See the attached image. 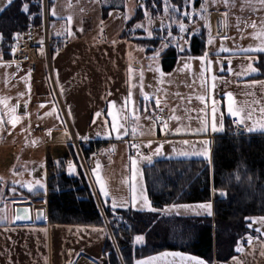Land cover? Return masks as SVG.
I'll list each match as a JSON object with an SVG mask.
<instances>
[{
  "label": "crops",
  "instance_id": "0c3cea01",
  "mask_svg": "<svg viewBox=\"0 0 264 264\" xmlns=\"http://www.w3.org/2000/svg\"><path fill=\"white\" fill-rule=\"evenodd\" d=\"M51 1L46 28L53 44L49 49L48 61H43L41 55L39 71L31 82L26 73L19 70L21 78H9L3 80L2 84L4 100L8 103L14 100L16 113L24 116V119L17 120L9 115L11 120L4 125L1 143L3 149L17 150L22 165L20 171L14 170L17 166L13 163L2 166L6 169L1 172L0 185L2 180H8L6 187L14 190L16 195L7 201L6 219L0 223V264H105L103 246L108 234L103 226L48 224L49 174L65 169L69 175H73L76 170L70 159L63 162L69 152L67 144L74 138L107 147L109 156L101 153V150L103 159L96 162L99 167L90 171L86 165L85 173L100 212L108 210L111 216H116L115 212L120 209L148 211L135 209L130 197L127 201L121 195L111 194L104 182L105 168L116 166L118 161H115L114 154L118 150L123 151L127 143L144 146L147 142L144 151L154 158L151 162L157 159H209L215 137L227 131L231 118H237L238 122L244 119V123L239 124L246 136L263 135L264 129L249 133L247 127H252L254 121L264 119L261 112L264 109V77H256L259 74L256 66L258 54L264 52L254 51L264 47V3L261 0H228V9H206L204 21H200L201 26L193 35H186L188 28L184 31L180 29V23L184 26L190 19L184 21L181 16L177 20L175 16L168 27L167 24L163 26V13L153 15L144 11L143 18L123 35L126 21L134 16L136 8L143 5L142 0ZM102 7L109 8L105 18ZM43 13L46 18V6L43 7L42 19ZM192 17L194 22L199 19L195 11ZM164 28L166 31L163 34ZM131 32L139 37H130ZM194 35L204 44L199 54L188 53ZM152 38L159 39L156 45V48H161L159 56L166 46H173L177 55L170 71L165 72L161 68L156 72L159 79L150 109V122L154 123L156 130L154 128L152 133L144 135L145 115L139 103L133 104L131 101L129 46L130 40L140 46L149 44L147 40ZM137 39L147 42L141 44ZM58 41H64V44L57 45ZM156 48L148 49V52ZM205 53H208L207 57L201 60ZM0 62L6 63L7 60L1 58ZM249 65L256 70L251 71ZM133 67L137 68V65ZM12 68L16 74L17 68L14 65ZM158 91L162 93L159 105L156 104ZM228 93L232 94L233 111H238L239 115L228 111ZM200 96L205 99H198ZM157 112L168 116L161 126L155 120ZM97 113L100 115L97 116ZM113 115L115 122L123 126L119 130L120 138L112 128ZM13 120L16 121L14 125ZM205 123L206 131L193 134L194 129ZM212 123L222 130L213 132ZM177 129L180 131L177 132ZM33 151L35 155L24 160V155ZM13 174H19L20 180L18 177L10 178ZM38 191L42 193L40 196L27 197ZM213 200L214 197H211L208 202L212 205L211 215L208 211L169 215L212 216ZM113 201L117 205L115 209L112 207ZM24 202L31 203L33 212L38 208L43 210V224L13 223V205ZM261 218L264 215L247 217V227L257 236L244 234L237 241L235 254L231 258L226 261L214 260L212 264H264V222ZM142 242L133 239L128 243L130 249L126 248L125 264H138L139 261H150L151 264H198L202 261L205 264L198 256L173 250L136 258L133 249ZM164 253L180 255L164 256Z\"/></svg>",
  "mask_w": 264,
  "mask_h": 264
},
{
  "label": "trees",
  "instance_id": "16d2710c",
  "mask_svg": "<svg viewBox=\"0 0 264 264\" xmlns=\"http://www.w3.org/2000/svg\"><path fill=\"white\" fill-rule=\"evenodd\" d=\"M42 0H13L0 12V35L11 41L26 27L41 26ZM46 2V20L49 21L51 0ZM189 0H144L143 7L136 8L134 16L127 20L123 35L137 21L144 10L153 15L176 14L188 11ZM201 0H194L197 7ZM27 5V11L24 10ZM174 9V11L171 10ZM109 8L102 7L103 18ZM186 21V19H183ZM176 30V29H174ZM166 28L163 30L165 33ZM158 33V32H157ZM176 33V32H175ZM158 38V37H157ZM141 44L149 42L148 49H155L159 39H137ZM204 44L197 37L190 40L188 53L199 54ZM177 52L166 46L160 53L161 68L167 72L175 63ZM256 66L264 77V53L258 54ZM102 145L96 143V146ZM68 156L76 167L75 174L65 169L51 172L47 179V209L50 225L103 226L98 201L91 190L78 155L67 144ZM93 146L83 150L88 157ZM143 181L147 198L153 208L169 204L208 203L212 190L223 191L222 197L213 200L212 216H163L158 211L117 210L122 229L143 236V242L135 246L134 257L140 258L163 250H173L198 256L205 264L214 260L226 261L235 254L237 241L247 233H257L247 227V217L264 215V134L232 137L227 131L215 137L210 158L157 159L143 166ZM41 192L27 195L40 196ZM111 216L108 210H104ZM105 264H120L109 240L103 248Z\"/></svg>",
  "mask_w": 264,
  "mask_h": 264
},
{
  "label": "rangeland",
  "instance_id": "374dc122",
  "mask_svg": "<svg viewBox=\"0 0 264 264\" xmlns=\"http://www.w3.org/2000/svg\"><path fill=\"white\" fill-rule=\"evenodd\" d=\"M142 4H144V0H142ZM193 1L194 0H189L188 3V11H183L181 13V16L184 17L186 20H189L188 23H186L184 25V30L187 28H191L193 33L194 31L196 32L197 28H199L201 26L200 21H204L205 18V10L206 9H210V8H216V7H220V8H225L228 9L227 5H228V0H202L201 3L197 6L194 7L193 6ZM9 3V0H0V9H3V7H5V5H7ZM42 11H43V7L46 5L45 0H42ZM142 6H140V8H142ZM173 8H171L172 10ZM147 11V10H144ZM174 11V9L172 10ZM197 12V17L199 19L195 20V22L192 20V13L193 12ZM149 12V11H148ZM150 13V12H149ZM176 14H168V11H164L162 14V19H163V26L164 25H168V27L170 26L169 24L171 23L170 21L175 18ZM43 20V19H42ZM183 25L182 23H180V26ZM37 27V26H36ZM40 27V26H39ZM181 29V27H180ZM183 30V31H184ZM130 32V29L127 30V32ZM39 32V30H38ZM130 37L134 36H138L137 34H135V32H131L129 33ZM139 37V36H138ZM184 46V45H183ZM161 49V48H160ZM159 48H156L155 51H149L148 52V45H134L133 42L130 40V46H129V50H130V81H131V101L133 104H135V102L139 103L140 105V110L144 113L145 118H144V135H148L149 133H152L154 131V123L150 122L151 120V114H150V109H151V104H152V96L153 93L158 85V77L159 74L157 75L156 72H158L157 70L161 69V57L159 56ZM42 59L43 61L46 62L44 55L42 54ZM4 59L7 60L6 63H2L0 62V81L2 83H0V175H2L1 172H3L6 168L2 167L5 166V163H13L16 164V168L14 170L20 171L21 168V158L19 153L14 150H8V149H3L2 148V139L4 138V125L5 123H8L11 120V117L9 118V115L14 116L17 120H23L24 116H21L16 113L15 110V104H14V100H10L9 103L7 101H5L4 99V91L2 88V84H3V80L9 79V78H21V73L18 70V72H16L15 74V70H13V64L8 60V57L3 54L0 53V59ZM40 60V59H39ZM133 65H137V68H134ZM16 70V71H17ZM161 72V71H159ZM38 73V72H37ZM161 74V73H160ZM34 79L36 78V74L33 77ZM158 98H156V104L159 105V103H157V101H159L161 99V95L162 93H160V91L157 92ZM6 117V119H5ZM156 130V128H155ZM71 144V143H70ZM147 144V142H146ZM146 144H143L144 146H146ZM73 146V145H72ZM144 146L137 144L135 142H130L129 144L127 143L124 146V150L120 151L118 150L115 154H114V158L116 159L115 161H118L116 163V166L111 167V166H107L105 168V172H104V182L107 184V189L108 191H110L111 194H115L117 196L121 195V197H123V199L126 198V200H129L132 198L133 196V187L135 188L136 191V195H137V199L134 205L135 209H147L148 211H154V210H158L161 211L160 213H164L166 215L169 214H176V215H182L184 213H188V214H197V213H206L207 210L205 209H199L196 206L197 205H201V204H205V203H187V204H169V205H165L160 209H156L153 208L152 205L150 204L148 198H147V204L145 203V201L141 198V194L147 197L146 194V190H145V185H144V181H143V166L141 163H151V161L154 159L152 158L151 154H146L145 152L142 153L140 151L144 150ZM101 148L100 152L104 153L106 156H109V151L107 149V147L104 146V144L98 146ZM140 150V151H139ZM104 151V152H103ZM35 151L28 153L26 156L24 155V160L26 159V157L29 156H34L35 155ZM5 156H7L8 158H4ZM82 157L84 159L85 165L88 166V169L90 171H92L94 168V170L97 169V163L96 162H100L101 159V154L99 153V155L97 157L91 158V157H87L84 158L83 156V152H82ZM79 158V157H78ZM110 160H112L111 157H109ZM108 158V159H109ZM130 158L135 159L136 160V168H135V178H133V168H132V164ZM81 165L82 162L79 159ZM122 161V162H120ZM75 165V164H74ZM124 165V166H122ZM82 168L84 169L83 165ZM12 170V171H14ZM10 170H8L9 172ZM85 171V170H84ZM13 174L10 176V178H19L20 180V175H16ZM18 180V181H19ZM6 182H8V180H2V186L0 185V223H2L5 219H6V212H7V201L10 200L11 198L15 197L16 193L14 190L9 189L8 187H6ZM218 191L216 190H212L211 192V196L216 198V194ZM191 206L190 208H184V207H174V206ZM149 207L151 209L154 210H149ZM112 217V216H111ZM49 224V223H48ZM50 225V224H49ZM58 226V225H55ZM61 226V225H59ZM79 226V225H78ZM122 224L120 221L119 224V230L118 232H114L112 238L114 239L112 241V239L110 238V236H107V239L109 238V240L111 241L115 252L117 254V257L120 261V264H125L126 261V252L127 249L129 250L130 247L128 246L131 241H133V239L135 240V238L137 236H141V235H132L130 232V229H122ZM116 233V234H115ZM108 234V233H107ZM143 237V236H142ZM106 239V240H107ZM106 242V241H105ZM105 244V243H104ZM123 245H126V247H124ZM128 246V247H127ZM124 247V249H123ZM104 248V246H103ZM127 248V249H126ZM134 250V249H133ZM134 256V253H133ZM104 257V256H103Z\"/></svg>",
  "mask_w": 264,
  "mask_h": 264
},
{
  "label": "built area",
  "instance_id": "2783aa9c",
  "mask_svg": "<svg viewBox=\"0 0 264 264\" xmlns=\"http://www.w3.org/2000/svg\"><path fill=\"white\" fill-rule=\"evenodd\" d=\"M39 30V32H38ZM193 34L191 29L186 30V35ZM53 44V40L49 38L46 28L45 13H43V24L40 27L30 25L23 31L16 35V38L7 41L0 36V53L8 57V60L21 72L26 73L29 82L32 81L33 77L39 71V59L41 55H44L46 62L48 61L49 49ZM64 41H58L57 45H63ZM39 49L41 50L39 52ZM168 116L163 112L155 113V120L158 125L161 126L166 122ZM227 134L232 137H240L245 135L243 127L239 124L237 118H231L229 120V126ZM70 143L73 145L79 159L82 162L84 170L86 165L82 157L83 150H86L93 146L88 156L91 158L97 157L100 153L101 148L96 146V143L75 140L71 138ZM140 151V150H139ZM144 153L145 151H140ZM103 227L107 231L108 235L112 239L114 232H118L120 219L116 216L108 217L101 212ZM114 231V232H113ZM115 233V234H116Z\"/></svg>",
  "mask_w": 264,
  "mask_h": 264
},
{
  "label": "snow or ice",
  "instance_id": "6c2138e0",
  "mask_svg": "<svg viewBox=\"0 0 264 264\" xmlns=\"http://www.w3.org/2000/svg\"><path fill=\"white\" fill-rule=\"evenodd\" d=\"M9 3H11V0H9ZM261 3H264V0H261ZM24 10L27 11V5H25ZM0 11H3V10L0 9ZM53 15H55V12H53ZM70 22H71V18L69 17V23H70ZM253 26H254V25H253ZM138 27H142V25H138ZM180 27H181V31H183V30H184V26L181 25ZM81 31H82V29H81ZM69 34H71V33H69ZM113 43H115V41H113ZM209 43H211V40L209 41ZM221 50H222V51H226V49H221ZM254 51H257V52H264V47L257 48V49H255ZM207 55H208V53H205V55H204L203 57H201L200 59H201V60H204V59L207 57ZM249 69H250L251 71H255V70H256V69L252 68L251 65H249ZM229 70H231V69H229ZM212 79L215 80L216 77L213 76ZM227 96H228V100H229L228 111H229L230 113H232L233 115H239L240 113H239L238 111H237V112H234V111H233V108H232V94H231V93H228ZM198 99H200V100L203 101V100L205 99V97H204V96H200V97H198ZM157 103H159V101H157ZM215 111H216V109H215V105H213V113H215ZM261 112L264 113V109H261ZM96 115L99 116L100 114L97 113ZM109 115H112V113H109ZM248 118L251 119V116L249 115ZM115 121H116V117L113 115V124H112V128H113L114 130L117 131V134H118V135H117V138H120V131H119V130H120V128L123 127V126L117 124ZM93 122H95V121H93ZM12 123H13V125H14V124L16 123V121L13 120ZM239 123H240V124H243V123H244V119H241V120L239 121ZM258 129H264V119H261L260 121H254L252 127H247V131H248L249 133H251V132H253V131H256V130H258ZM206 130H207V123H205V124H204L203 126H201V127H198V128H196V129H194V130H193V134H197V135H198V134H200V133H202V132H204V131H206ZM211 130H212L213 132H216V131H220V130H222V129H218L217 126H216V124H215V123H212V125H211ZM179 131H180V129H177V132H179ZM125 134H126V130H125ZM133 134H135V129H133ZM83 139H87V138L84 137ZM149 143H150V142H149ZM184 143H188V141H184ZM203 143L206 144V143H208V142H207V141H204ZM157 151H159V149H157ZM183 154H184V155H189V153H183ZM193 154H198V153H193ZM130 159H131V158H130ZM131 164H132V168H133V178H135L136 160H135V159H131ZM97 167H99V165H97ZM37 183H39V182H37ZM29 190H31V186L29 187ZM102 190H103V188H102ZM104 194H105L106 196L108 195L107 192H105ZM221 195H224V193H221ZM141 198L145 201L146 204L148 203V202H147V197H146V196H144V195L141 194ZM136 199H137V195H136L135 188L133 187V196H132V202H133V204H135ZM112 207H113V209H115V208L117 207L115 201H113V203H112ZM174 207L190 208L191 206H186V205H185V206H174ZM196 207L199 208V209H205V210H207V211H208V214L211 215V208H212V205H211L210 203H205V204L197 205ZM149 210H154V209H151V208L149 207ZM24 211L27 212L28 210L25 209ZM16 219H21V217L18 215V216L16 217ZM261 221L264 222V218H261ZM249 239H251V238H249ZM135 240H136V242H138V243H139V242H142V241H143V237H142V236H137V237L135 238ZM237 251H240V249H237ZM162 255H164V256H167V255H173V256H176V255H180V254H179V253H172V254L164 253V254H162ZM152 259H156V258H152ZM138 264H151V262H150V261H139ZM198 264H203V262L200 261V262H198Z\"/></svg>",
  "mask_w": 264,
  "mask_h": 264
},
{
  "label": "water",
  "instance_id": "95a60500",
  "mask_svg": "<svg viewBox=\"0 0 264 264\" xmlns=\"http://www.w3.org/2000/svg\"><path fill=\"white\" fill-rule=\"evenodd\" d=\"M15 38L16 36L14 35L13 39ZM221 193H223V191H218L216 196L222 197L223 195H221ZM25 209H27L28 211L25 212ZM18 215L21 217V219H16ZM12 221L14 224H30L32 222L36 224H43V210L38 208L33 212L31 203H16L13 205Z\"/></svg>",
  "mask_w": 264,
  "mask_h": 264
},
{
  "label": "bare ground",
  "instance_id": "6f19581e",
  "mask_svg": "<svg viewBox=\"0 0 264 264\" xmlns=\"http://www.w3.org/2000/svg\"><path fill=\"white\" fill-rule=\"evenodd\" d=\"M74 139V138H73ZM76 140V139H75Z\"/></svg>",
  "mask_w": 264,
  "mask_h": 264
}]
</instances>
